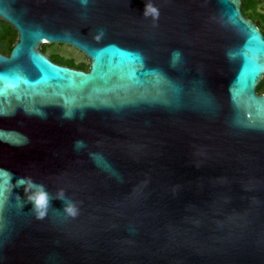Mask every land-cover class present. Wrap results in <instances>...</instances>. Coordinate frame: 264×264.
I'll return each mask as SVG.
<instances>
[{"label": "water", "instance_id": "water-1", "mask_svg": "<svg viewBox=\"0 0 264 264\" xmlns=\"http://www.w3.org/2000/svg\"><path fill=\"white\" fill-rule=\"evenodd\" d=\"M241 2L0 0V264H264V34ZM21 178L77 214L38 219Z\"/></svg>", "mask_w": 264, "mask_h": 264}, {"label": "clouds", "instance_id": "clouds-1", "mask_svg": "<svg viewBox=\"0 0 264 264\" xmlns=\"http://www.w3.org/2000/svg\"><path fill=\"white\" fill-rule=\"evenodd\" d=\"M143 15L145 17L151 16L155 21L158 19L159 10L151 2H146ZM21 180L25 182L23 185L25 187L27 200L32 203V211L38 219H43L47 215L50 201L52 199L64 201L63 211L67 215L74 217L77 214L78 208L76 204L73 201L66 199L62 190L59 191L55 197H51L43 184H38L32 181L31 178H21Z\"/></svg>", "mask_w": 264, "mask_h": 264}, {"label": "trees", "instance_id": "trees-1", "mask_svg": "<svg viewBox=\"0 0 264 264\" xmlns=\"http://www.w3.org/2000/svg\"><path fill=\"white\" fill-rule=\"evenodd\" d=\"M254 0H242V12L248 16L250 19H252L257 26L260 28V19H259V13L255 10V7L253 6ZM254 7V8H253ZM0 22H3L5 25L9 27V30L6 32L2 31L0 29V51L2 52H8L13 41L16 38V30L13 28L12 25L4 21L0 18ZM262 32L264 34V30L262 29ZM41 48L44 52L47 53V55L54 61L58 63L68 64L71 66H75L78 68L86 69L88 67V62H75L72 57H67L57 50H53L50 52H47L46 43L41 44ZM256 89L258 92H264V76L260 80V82L257 84Z\"/></svg>", "mask_w": 264, "mask_h": 264}, {"label": "rangeland", "instance_id": "rangeland-1", "mask_svg": "<svg viewBox=\"0 0 264 264\" xmlns=\"http://www.w3.org/2000/svg\"><path fill=\"white\" fill-rule=\"evenodd\" d=\"M256 2H257L258 10L263 9L262 5L264 4V2L262 0H256ZM260 25H261V19H260ZM0 29L2 31L6 32L7 30H9V27L7 25H5L3 22H0ZM44 43H46L47 52L57 50L58 52H60L61 54L65 55L67 57H72L75 62L87 63V58L85 57V55L81 51H79L78 49H76L75 47H73L69 44L50 43V42H44Z\"/></svg>", "mask_w": 264, "mask_h": 264}, {"label": "snow or ice", "instance_id": "snow-or-ice-1", "mask_svg": "<svg viewBox=\"0 0 264 264\" xmlns=\"http://www.w3.org/2000/svg\"><path fill=\"white\" fill-rule=\"evenodd\" d=\"M253 44H257L258 45V50L260 51H264V43H259L257 41V37L255 34H253L249 41H248V46L247 47H251ZM245 66H246V69L249 73H252V72H255L257 68H260L262 67L260 64H258L255 60L253 59H249V58H246V62H245ZM12 85L13 86H17L18 83L13 81L12 80ZM4 92V88H0V95H2ZM25 182L23 180H18V184L19 185H23Z\"/></svg>", "mask_w": 264, "mask_h": 264}, {"label": "flooded vegetation", "instance_id": "flooded-vegetation-1", "mask_svg": "<svg viewBox=\"0 0 264 264\" xmlns=\"http://www.w3.org/2000/svg\"><path fill=\"white\" fill-rule=\"evenodd\" d=\"M262 1L264 2V0H262ZM253 6L255 7V10L258 11V13H259V18L261 19L260 29L262 31V29L264 30V4L262 5L263 6V9L258 10V8H257V2H256V0H254ZM241 9H242V2H241ZM4 53H7V52H4ZM66 65H68V64H66ZM69 66H71V65H69ZM73 67H75V66H73Z\"/></svg>", "mask_w": 264, "mask_h": 264}]
</instances>
